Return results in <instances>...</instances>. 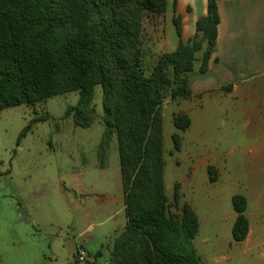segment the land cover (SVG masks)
I'll return each instance as SVG.
<instances>
[{
    "label": "trees",
    "instance_id": "obj_1",
    "mask_svg": "<svg viewBox=\"0 0 264 264\" xmlns=\"http://www.w3.org/2000/svg\"><path fill=\"white\" fill-rule=\"evenodd\" d=\"M165 6L166 0H0V110L78 91L65 116L89 127L94 87L102 86L104 136L116 135L126 215L107 264H203L193 246L194 210L184 203L172 213L164 192L162 107L166 96H190L195 63L198 74L208 72L219 15L216 1L208 0L194 34L161 54L145 75L144 22L162 17ZM173 22L180 35V17ZM173 122L180 130L190 126L186 113ZM173 140L178 150L179 136ZM207 172L214 182V167ZM231 202L232 239L241 241L248 234L246 199L236 194Z\"/></svg>",
    "mask_w": 264,
    "mask_h": 264
},
{
    "label": "rangeland",
    "instance_id": "obj_2",
    "mask_svg": "<svg viewBox=\"0 0 264 264\" xmlns=\"http://www.w3.org/2000/svg\"><path fill=\"white\" fill-rule=\"evenodd\" d=\"M160 29V21L145 20V75L160 56V42L156 41ZM197 67L195 63L196 74ZM214 74L213 82L217 83L218 74ZM78 99V91H71L34 105L0 110V264H107L113 240L126 225L116 135L104 136L102 86L94 87L90 104L94 120L89 127L65 116L66 109L77 104ZM164 101L163 180L169 210L178 214L179 207L174 203L178 183L182 185L181 192L195 199L198 210L204 211L203 199L208 193L248 189L251 200L263 192L262 204L248 210L249 218L258 222L264 209V170L220 173L213 166L216 180L211 185L206 183L209 178L205 168L193 170L206 155L217 157L219 152L218 90L181 98L180 102L166 96ZM185 110L191 123L188 131L176 128L173 122L174 115ZM174 134L180 138V150L174 147ZM244 174L246 180L258 183L229 185L228 180H243ZM20 208L26 216H22ZM232 212L229 198L222 200L219 207L211 204L209 214L214 225H221L217 233L221 239L231 237L224 226ZM261 241L254 251L260 260L249 262L244 257L237 264H264V236ZM79 247L85 250V261L75 259ZM215 264L225 263L218 257Z\"/></svg>",
    "mask_w": 264,
    "mask_h": 264
},
{
    "label": "crops",
    "instance_id": "obj_3",
    "mask_svg": "<svg viewBox=\"0 0 264 264\" xmlns=\"http://www.w3.org/2000/svg\"><path fill=\"white\" fill-rule=\"evenodd\" d=\"M207 1L166 0L162 17L156 19L161 23L160 33L156 34V41L160 42L159 55L173 51L180 41L186 42L194 34L196 20L206 14ZM215 1L219 22L215 51L208 61L209 70L205 74L190 75L191 94L182 99L207 94L213 89L218 90L219 152L217 157L206 155L196 162L193 170L205 168L207 172L208 166H214L220 173L229 170H264V0ZM175 15L180 17V35L177 34L173 22ZM214 73L218 74L217 83L213 82L216 77ZM171 101L180 102L181 98ZM165 103L167 102L164 101L163 106ZM179 112L189 115L187 110ZM188 130L189 128L186 131ZM206 174L208 179V172ZM246 178L247 175L244 174L243 180H228V183L230 186L258 183L257 180ZM262 182L264 191V180ZM206 183L211 185L215 182L208 179ZM178 185L179 198L174 203L179 207L178 213L182 204H190L198 218L199 227L193 246L203 264H215L218 257L225 264H237L244 257L249 262L260 260L254 251L264 236V209H260L262 218L258 222L249 218L248 210L262 204L263 192L252 200L248 189L208 193L203 199V207L206 205L204 211L198 210V204L193 201L195 199L186 197L181 192V183ZM236 194L243 195L246 199L244 213L248 219V234L241 241H234L232 234L231 237L226 235L221 239L217 236L221 232V225H214L209 214L211 204L215 203L219 207L222 200H231ZM229 215L230 221L224 226L226 233L228 229L231 232L236 218L234 208Z\"/></svg>",
    "mask_w": 264,
    "mask_h": 264
},
{
    "label": "built area",
    "instance_id": "obj_4",
    "mask_svg": "<svg viewBox=\"0 0 264 264\" xmlns=\"http://www.w3.org/2000/svg\"><path fill=\"white\" fill-rule=\"evenodd\" d=\"M85 258H86L85 250L82 247H79L78 249H76V252H75L76 261L78 262L85 261Z\"/></svg>",
    "mask_w": 264,
    "mask_h": 264
},
{
    "label": "water",
    "instance_id": "obj_5",
    "mask_svg": "<svg viewBox=\"0 0 264 264\" xmlns=\"http://www.w3.org/2000/svg\"><path fill=\"white\" fill-rule=\"evenodd\" d=\"M20 211H21L22 216H26V213L24 212L22 208H20Z\"/></svg>",
    "mask_w": 264,
    "mask_h": 264
}]
</instances>
